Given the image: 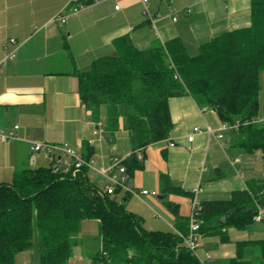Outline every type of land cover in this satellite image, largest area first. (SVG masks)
<instances>
[{"label":"crops","instance_id":"1","mask_svg":"<svg viewBox=\"0 0 264 264\" xmlns=\"http://www.w3.org/2000/svg\"><path fill=\"white\" fill-rule=\"evenodd\" d=\"M68 2L0 0V57L16 50V56L0 71V130L18 136L0 141V182H10L16 171L28 167L57 164L68 170L65 163L70 158L62 152L38 150L32 162L33 142L67 143L78 152H83L88 142L94 151L88 176L99 188L104 184L96 169L107 168L114 155L127 158L132 154L126 130L117 131L114 138L94 133L96 124L105 120L106 109H101L98 119L93 117L80 103L78 78L73 74L88 69L98 57L116 53L114 40L128 36L137 48L150 49L179 37L195 55L202 43L220 33L251 24L252 0H149L150 9L162 15L155 25L144 17L142 0H92L80 12L68 15L66 22L52 21ZM174 11L178 12L177 20L172 19ZM11 37L16 44L7 43ZM259 99L261 122L264 70L260 72ZM169 108L173 121L169 136L143 150L144 159H138L144 167L131 175L134 188L156 190L158 195L122 191L115 195L149 230L187 229L194 197L199 201L227 199L232 192L248 189L264 178L262 152L250 153L234 146L231 131L223 132L226 122L215 109L200 105L187 92L170 97ZM195 126L204 132L189 141L188 134ZM208 126L216 133L223 132V137L206 133ZM161 174H167L173 185L185 191L165 193ZM169 196L168 202L160 201ZM202 250L212 251L204 246ZM223 254L235 255L229 251ZM28 256L21 257L19 263L27 264ZM83 261L84 257L76 255L69 264Z\"/></svg>","mask_w":264,"mask_h":264},{"label":"trees","instance_id":"2","mask_svg":"<svg viewBox=\"0 0 264 264\" xmlns=\"http://www.w3.org/2000/svg\"><path fill=\"white\" fill-rule=\"evenodd\" d=\"M114 45L116 53L73 74L80 103L93 117L106 109L104 132L114 138L117 131H127L134 155L127 163L131 175L144 167L136 151L169 136V98L185 92L215 109L224 122L238 123V130L231 131L232 144L250 153L261 151L264 161V120H258L264 0H252L250 26L220 33L202 43L195 55L179 37L150 49L137 48L128 36ZM87 143L81 153L90 160L94 151ZM88 170L87 165L67 171L28 167L16 171L10 182H0V264H16L24 251H32L34 264H69L74 248L83 244L79 234L84 220H98L100 227L99 247L86 253L90 262L200 264L176 231L146 229L141 217L115 195L101 193ZM160 180L165 193L185 191L167 174ZM201 204L202 235L230 242L228 228L247 229L255 222L264 204V178L227 199ZM251 247L259 248L264 264V238L236 241L230 264H254L246 257Z\"/></svg>","mask_w":264,"mask_h":264},{"label":"built area","instance_id":"3","mask_svg":"<svg viewBox=\"0 0 264 264\" xmlns=\"http://www.w3.org/2000/svg\"><path fill=\"white\" fill-rule=\"evenodd\" d=\"M143 2V10L142 13L144 17L149 20L153 25L158 18L162 15L160 13L153 12L149 7V0H142ZM88 4V0H69V2L60 10V12L52 18V21H58L59 23H64L67 20L68 15L76 14L83 10ZM119 5H116L118 8ZM187 11H190L189 9ZM172 19H178V12L174 11L172 14ZM7 43L16 44V39L11 37L7 40ZM16 56V50H11L7 52L4 57H0V71L2 66L6 63L8 59H13ZM19 126L16 125L15 128ZM101 127V123L96 124V128L94 129L95 134H102L104 132L103 128ZM239 124H229L225 123L222 130L224 131H232L238 130ZM204 132L199 126H195L193 131L188 134V140L192 141L196 133ZM206 133L209 135L214 134L217 138L223 137V132L216 133L211 127H207L205 130ZM18 138L15 132H4L0 130V141H7L11 139ZM174 145V143H171ZM31 150L33 151L30 157L32 162H35V152L38 150L45 149L49 153L57 154L58 152L64 153L67 157L70 158V161H67L65 165L67 166L68 170L74 167L76 170L80 169L83 165H87L89 168H93L94 161L91 158L90 160H86L81 152L74 150L71 146L67 143L63 144H52L47 142H33L31 143ZM136 155L139 159L144 158V153L142 149L136 151ZM54 170H60L59 166L56 164L53 166ZM96 171L102 176V181L104 186L100 188L102 194H111L116 195L119 191L140 195V194H152L154 196L158 195L156 190H148V189H141L137 190L134 188L131 182V174L128 170V165L126 161V157L120 156H112L110 160V165L107 168H101ZM197 192V190H196ZM202 204L201 201L194 197L192 200L191 205V212L188 218V226L186 231L176 230V233L181 237L183 244L192 252V254L199 260L200 264H212L213 255L208 250H202V233H201V224L202 220ZM255 221H264V211H261L259 208L258 213L254 216ZM88 264H114V263H93L88 262Z\"/></svg>","mask_w":264,"mask_h":264},{"label":"rangeland","instance_id":"4","mask_svg":"<svg viewBox=\"0 0 264 264\" xmlns=\"http://www.w3.org/2000/svg\"><path fill=\"white\" fill-rule=\"evenodd\" d=\"M260 112V109H259ZM260 115V113H258ZM260 119H263L259 116ZM105 120L99 121L101 123V127L104 129ZM105 132L102 134L100 133V137L104 136ZM129 144V141H128ZM73 148V147H72ZM76 150L75 148H73ZM77 151V150H76ZM258 154H261V151H258ZM137 173V172H136ZM135 173V174H136ZM94 180H98L97 176H94ZM171 196L166 199H161L162 202H168ZM159 200V199H158ZM261 211H264V204L260 205L259 207ZM228 233L230 235L231 241L230 242H221L219 237L213 236L209 239L202 238V245L204 247L210 248L215 256H213L212 264H230V256H225L223 254L224 251H229L232 254L236 253V241L238 240H249V239H257V238H264V221H255L250 227L247 229H238L236 227L228 228ZM79 237L82 239L83 244L80 245L78 248H74L73 256L80 255L84 257V261L82 264H87V254L90 251L96 250L100 245V227L99 222L95 220H89L84 223L81 227V232ZM210 251V250H209ZM212 251H210L212 253ZM32 252L31 255L29 251L25 253L18 254L16 257V264H20V258L24 256H28L26 258L27 264H33L32 261ZM213 255V253H212ZM246 257L251 259L254 264H260V250L258 247H251L246 250Z\"/></svg>","mask_w":264,"mask_h":264},{"label":"water","instance_id":"5","mask_svg":"<svg viewBox=\"0 0 264 264\" xmlns=\"http://www.w3.org/2000/svg\"><path fill=\"white\" fill-rule=\"evenodd\" d=\"M106 138H108L109 137V133L108 132H106L105 133V135H104ZM134 159V155L133 154H131L130 156H128L127 158H126V161H127V163H131V161ZM161 197H163V196H161ZM220 220V222H223L224 220L223 219H219ZM32 261H33V263L35 262V255L34 254H32ZM37 264H41V262L40 261H37Z\"/></svg>","mask_w":264,"mask_h":264}]
</instances>
